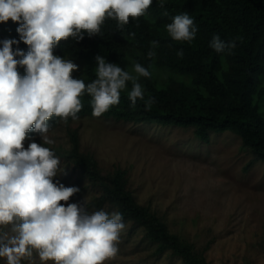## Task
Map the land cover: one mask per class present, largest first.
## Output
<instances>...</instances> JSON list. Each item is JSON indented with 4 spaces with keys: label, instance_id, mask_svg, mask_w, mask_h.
I'll return each instance as SVG.
<instances>
[{
    "label": "clouds",
    "instance_id": "clouds-1",
    "mask_svg": "<svg viewBox=\"0 0 264 264\" xmlns=\"http://www.w3.org/2000/svg\"><path fill=\"white\" fill-rule=\"evenodd\" d=\"M152 4L153 0H0V24L11 20L18 25L19 36L0 41V260L4 264H35L34 257L41 264H104L117 256L125 228L122 213L89 214L82 203H69L79 189L55 181L60 159L45 145L55 142L48 133L56 126L49 121L77 120L85 94L92 116L99 118L120 102L129 82L130 106L140 100L151 107L153 101L145 99L138 82L151 77L142 64L134 63L129 72L97 55L95 79L86 84L77 78L79 65L70 56L61 57L60 48L69 38L78 43L85 36H97L106 19L123 27L144 16ZM160 4L163 7L164 0ZM165 28L176 42H191L198 31L186 12L174 16ZM20 43L24 45L13 50ZM152 46L156 47L155 41ZM234 46V41L219 35L209 42L216 53ZM153 55L149 51L148 57ZM177 55L182 57L183 52Z\"/></svg>",
    "mask_w": 264,
    "mask_h": 264
},
{
    "label": "trees",
    "instance_id": "trees-1",
    "mask_svg": "<svg viewBox=\"0 0 264 264\" xmlns=\"http://www.w3.org/2000/svg\"><path fill=\"white\" fill-rule=\"evenodd\" d=\"M187 13L198 31L191 42L171 40L165 26L176 15ZM17 24L11 20L0 24V41L19 39ZM134 34V35H133ZM234 41L235 46L224 53L209 47L213 36ZM156 42V47L152 42ZM24 44L13 45V50ZM149 51L154 55L149 58ZM182 51L183 56L177 52ZM61 57L80 60L83 68L77 78L85 83L95 79V56L116 63L126 70L127 63H140L151 73L139 78L145 99L153 101L150 108L144 101L130 106L128 91L121 92L120 102L102 118L116 122L192 128L196 139L210 142V134L229 132L237 136L252 162H264V0H153L146 14L130 19L123 27L106 19L97 36L76 42L69 38L60 48ZM23 74V69H19ZM165 78H163V77ZM78 119L92 116L86 94ZM50 126L63 123L53 117ZM69 118L64 123L68 128ZM69 131V130H68ZM65 150L80 180L93 192L90 206L98 211H119L125 224L143 230V237L154 245L155 256L167 254L182 264H208L205 250L199 251L179 235L148 206L136 202L127 188L126 171L114 169L107 175L100 171L95 159L79 151L76 134Z\"/></svg>",
    "mask_w": 264,
    "mask_h": 264
},
{
    "label": "rangeland",
    "instance_id": "rangeland-1",
    "mask_svg": "<svg viewBox=\"0 0 264 264\" xmlns=\"http://www.w3.org/2000/svg\"><path fill=\"white\" fill-rule=\"evenodd\" d=\"M72 59L81 70V61ZM133 64L128 62L125 71L132 72ZM74 134L79 151L91 155L103 175L116 168L125 170L127 188L136 202L148 206L172 233L205 250L208 264H264V162L251 164L253 156L237 136L212 133L205 144L195 138L192 128L102 117L51 128L48 135L55 142L45 147L60 159L54 179L77 187L79 192L69 203H82L89 214L94 213L90 210L93 192L64 155L73 147ZM33 139L40 142L37 134ZM118 248L117 256L104 264H182L167 254H152L154 245L143 237L141 228L130 223L125 224ZM34 260L41 264L37 257Z\"/></svg>",
    "mask_w": 264,
    "mask_h": 264
}]
</instances>
